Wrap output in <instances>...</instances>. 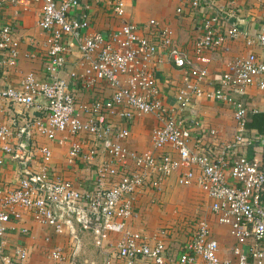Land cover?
<instances>
[{
    "label": "built area",
    "instance_id": "2783aa9c",
    "mask_svg": "<svg viewBox=\"0 0 264 264\" xmlns=\"http://www.w3.org/2000/svg\"><path fill=\"white\" fill-rule=\"evenodd\" d=\"M33 1L40 3L36 24L45 32L48 62L43 78L26 72L17 85L6 83L5 72L14 65L18 40L7 23L0 25V104L5 101L20 105L26 112L20 128L0 124L3 158L22 164L37 155L47 162L49 150L35 144L34 137L43 135L51 140L64 131L92 141L103 157L95 164L93 186L86 192H80L67 179L51 176L45 166L34 170L31 164L21 167L13 184L0 185V263L29 264L22 245L7 243L12 224L22 213H29L40 226L55 233L63 226L70 229L73 219L99 238L116 227L122 228L123 235L115 244L114 264H162L163 240L155 234L130 229L126 223L135 215L134 193L143 188L161 191L165 180L174 174L177 186H196L209 199L215 222L234 239L235 264H264V143L250 157L237 152L249 131L244 127L247 108L235 94L250 85L264 91V13L255 32L239 29L236 21L219 27L217 12L204 14L200 20L201 35L187 51L174 44L169 29L153 21H124L106 32L92 31L84 12L69 15V11L80 7V0ZM178 1L191 8L203 6V0ZM2 5L0 0V9ZM107 7L115 16L122 14L119 0H109ZM236 38L259 51H249L229 64L219 76L218 87L203 88L208 72L197 64L198 60L207 50ZM74 46L78 56L68 72L69 80H65L59 73ZM159 56H165L181 72L174 95L178 110L200 96L231 106L236 129L215 157L190 148L189 132L181 118L164 105L153 74V63ZM100 82L110 89L109 95L92 99L88 107L78 106L73 87L78 83L92 89ZM32 109L41 114L32 115ZM260 110L264 112V96ZM138 114H151L156 122L148 148L141 151L125 145L127 128L117 125L120 121L131 122ZM259 137L264 142V129ZM29 140L31 151L22 146V141ZM79 153L80 143H72L68 158L75 159ZM82 157L92 160L90 154ZM2 161L0 157V164ZM69 234L74 244L68 257L60 247L49 252L57 263L75 264L76 236ZM217 250V242L210 237L208 224L203 220L180 245L176 261L226 264Z\"/></svg>",
    "mask_w": 264,
    "mask_h": 264
},
{
    "label": "crops",
    "instance_id": "0c3cea01",
    "mask_svg": "<svg viewBox=\"0 0 264 264\" xmlns=\"http://www.w3.org/2000/svg\"><path fill=\"white\" fill-rule=\"evenodd\" d=\"M2 1L0 25L7 23L13 36L18 40L14 65L8 67L5 72L6 83L17 85L26 72H33L36 77L43 78L48 61L45 32L36 24L40 3L33 0H18L16 3H9L8 0ZM108 1L80 0V7L69 11V15L78 16L80 12H84L89 19L90 30L100 32L115 28L124 21L138 24L153 21L157 26L169 29L174 44L187 51L201 35L200 20L204 14L217 12L219 27H225L236 21L239 29L255 32L261 26L264 13V0H203L202 8H191L186 2L178 0H119L122 14L115 16L107 7ZM84 5L86 6L84 7ZM177 7L180 8L179 12L176 11ZM72 42L75 45L74 39ZM249 51L258 52L259 49L257 47L249 48L244 45L242 39L236 38L226 41L220 47L204 52L197 62L208 72L206 82H202L203 88L218 87L220 74L228 68L229 64L243 57ZM77 56V49L74 46L65 66L60 70L59 74L63 79L69 80L68 72L72 69V62L76 60ZM153 74L164 105L170 107L175 115L181 118L183 127L188 130L190 148L211 157L219 154L221 145L231 139L236 129L231 106L220 100L200 96L193 99L183 110H178L174 95L180 82V70L165 56H159L153 63ZM73 90L76 104L82 107H88L92 99H103L110 93V89L103 82L92 89L82 88L77 83ZM235 94L240 96L245 103L247 120L252 112L260 110L264 91L258 89L257 86L250 85ZM40 103L43 104L44 100H40ZM29 112L32 115L41 114L40 111L34 109ZM25 113L22 106L4 101L0 104V124H6L12 129L20 128L23 125L22 116ZM117 123L118 126L127 128L128 133L124 143L129 149L141 151L148 148L150 132L156 124L151 114H138L127 124L122 121ZM33 142L45 146L49 150V160L42 162L39 156L32 155L30 162L16 163L7 157L3 158L0 150V157L3 160L0 164V185L13 184L21 167L24 164H31L34 170L45 166L51 176L69 180L80 192H86L92 188L95 164L103 157V153L95 143L71 135L66 131L57 133L51 140L43 135H36ZM75 142L80 143L79 156L69 159L68 150L70 145ZM30 143H32L31 140H29L28 146ZM263 143L259 135L248 132L246 140L237 149V152L250 157L260 149ZM82 154L87 156L90 154L92 160L84 159ZM176 187L179 186L175 184L174 174H171L165 180L161 191L156 192L147 188L136 191L132 202L135 215L128 219L126 225L130 229L142 231L141 228H137L136 221H141L143 217L142 222H144L147 218L149 225L152 216L163 212L166 201L170 198L169 192ZM185 188L195 189L199 199H203L209 209V199L196 186ZM261 197L264 202V186ZM209 212L213 218H210L212 219L210 223L205 221L208 224L210 237L217 242L218 257L221 260H226V264H235L232 254L234 239L224 226L215 222L210 209ZM69 232L76 236L75 264H114L115 244L123 235V229L117 227L115 230L109 231L104 238H99L89 228L83 227L73 219L70 229L63 226L60 232L55 233L49 227L40 226L31 214L22 213L21 218L12 224L7 243L9 246L22 245L26 249L29 264H60L49 257V252L55 247H60L64 256L68 257L72 244H74ZM149 235H153V233H149ZM158 237L163 240L165 245L162 264H178L176 256L182 243L176 245L168 242L163 236ZM170 239L172 238H169V241Z\"/></svg>",
    "mask_w": 264,
    "mask_h": 264
},
{
    "label": "rangeland",
    "instance_id": "374dc122",
    "mask_svg": "<svg viewBox=\"0 0 264 264\" xmlns=\"http://www.w3.org/2000/svg\"><path fill=\"white\" fill-rule=\"evenodd\" d=\"M169 194L170 198L166 201L163 212L152 216L149 225L147 218L144 222L143 217L141 221L137 220V228H141L144 233L163 236L168 242L178 245L190 235L199 222L206 220L210 223L212 215L203 199H199L195 189L176 187L171 189ZM169 238L172 239L169 241Z\"/></svg>",
    "mask_w": 264,
    "mask_h": 264
},
{
    "label": "trees",
    "instance_id": "16d2710c",
    "mask_svg": "<svg viewBox=\"0 0 264 264\" xmlns=\"http://www.w3.org/2000/svg\"><path fill=\"white\" fill-rule=\"evenodd\" d=\"M247 131L262 135L264 129V112L257 110L252 112L249 119L244 123Z\"/></svg>",
    "mask_w": 264,
    "mask_h": 264
},
{
    "label": "water",
    "instance_id": "95a60500",
    "mask_svg": "<svg viewBox=\"0 0 264 264\" xmlns=\"http://www.w3.org/2000/svg\"><path fill=\"white\" fill-rule=\"evenodd\" d=\"M22 146H23L24 150H27L28 149V142L27 141H22ZM62 213H63V209H61V211L58 213V217L59 218L61 217Z\"/></svg>",
    "mask_w": 264,
    "mask_h": 264
}]
</instances>
